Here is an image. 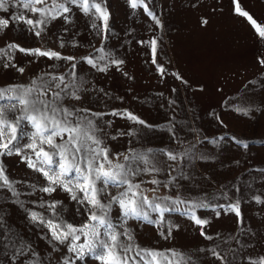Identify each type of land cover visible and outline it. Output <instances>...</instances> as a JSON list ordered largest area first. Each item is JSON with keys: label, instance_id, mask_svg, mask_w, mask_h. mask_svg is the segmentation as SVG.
Masks as SVG:
<instances>
[{"label": "rangeland", "instance_id": "rangeland-1", "mask_svg": "<svg viewBox=\"0 0 264 264\" xmlns=\"http://www.w3.org/2000/svg\"><path fill=\"white\" fill-rule=\"evenodd\" d=\"M145 2L160 20L159 27L142 8L133 9L128 0H102L109 13L102 43L101 34L91 27L94 18L75 7L68 14L69 24L63 18L50 21L37 37L27 30L28 26L12 17L23 14L37 19L39 15L24 9L18 0H10L8 10H0V19H9L8 28L0 30V49L4 50L0 52V87L29 84L45 73L66 75L71 71V62L21 53L9 49V44L75 56L76 78L84 82L81 99H65L63 104L108 113L97 124L112 162L125 163L124 156L117 154H130L129 149L136 153L151 149L157 154L155 160L161 172H141L132 178L141 185L144 195L149 198L179 195L181 199L203 200L210 205L197 209V215L208 221L204 230L212 240L201 237L198 226L184 215L185 205L165 213L162 222L157 214H151L158 221L153 226L142 220H125L119 205L113 204L109 217L115 225H122L118 231L127 228L139 248L174 250L191 257L193 264H220L208 251L213 247L225 254L231 264H249V258L259 264L260 258H264V64L261 63L264 39L256 34L246 17L236 12L233 0ZM237 3L264 26V0H237ZM47 4L50 7L52 0H47ZM203 20L207 23H202ZM95 22L102 26V22ZM153 39L157 41L155 64L150 43ZM104 52L123 63L118 67L109 64L106 71L99 72L83 59ZM4 63L9 64L7 69ZM158 66L164 69L163 73L157 71ZM21 67L23 73L17 70ZM241 108L247 109V114L238 111ZM113 111L131 112L150 127L111 115ZM129 132L133 134H124ZM160 150L177 155L188 151L189 157L168 161L159 154ZM0 167L15 181L19 193L13 197L7 190H0L3 227L17 241V247L23 243L29 253L32 250L37 253V257H23L25 264L36 258L40 264H63L73 257L64 246L56 245L54 250L47 229L31 223L25 209L53 218L48 205L58 202L56 211L67 222L81 225L87 220L83 207L59 187L50 194L39 191L47 186V181L29 169L19 156L0 157ZM171 177L175 179L165 187ZM152 179L162 183L154 185ZM117 194L118 190L110 186L101 200L107 204ZM78 195L82 197L83 193ZM229 203H239L241 223L226 207H219ZM169 226H173L171 236H167ZM161 231L165 236L160 235ZM121 240L128 243L124 237ZM135 254L134 248L131 255ZM169 257L175 264V258L170 254ZM136 260L143 264L138 256ZM0 264H9L4 251H0ZM74 264L98 262L86 257L74 260ZM156 264L169 262L157 258Z\"/></svg>", "mask_w": 264, "mask_h": 264}, {"label": "snow or ice", "instance_id": "snow-or-ice-1", "mask_svg": "<svg viewBox=\"0 0 264 264\" xmlns=\"http://www.w3.org/2000/svg\"><path fill=\"white\" fill-rule=\"evenodd\" d=\"M10 0H0V10L7 11V5ZM23 8L30 11L33 15H39V18H26L23 14L13 16L12 19L24 23L28 26L27 30L40 37L50 21L63 18L66 24L70 23L69 13L72 8H77L85 16L94 18L91 27L96 29L102 36L107 33L109 13L103 6L102 0H52L49 7L47 0H18ZM236 12L244 16L251 23L256 34L264 39V26L259 25L247 12L240 9L237 0ZM133 9L142 8L143 12L155 21L157 27L160 26V20L156 18L145 0H128ZM35 5H45L44 7H35ZM95 21L102 22L98 26ZM206 24L207 21L203 20ZM9 26V19H0V30ZM39 29V30H37ZM67 31V29H65ZM146 44L148 41H141ZM152 51V63H156L155 39L150 41ZM60 47H64L63 41ZM9 49H18L21 53L47 57L49 60H64L70 63L71 71L66 75H53L45 73L38 78H34L29 84H16L0 87V157L19 156L27 167L41 174L47 181V186L39 188V191L50 194L56 191L57 187L67 192L72 201L83 207L87 220L81 225H74L67 222L60 212L56 211L57 203L48 205L53 210V218L42 216L36 211L25 209L27 219L37 227L47 229L50 234L49 243L53 245L64 246L69 257L63 261V264H74V260H82L90 257L98 264H139L136 256L143 261V264H156L157 258L167 260L173 264L169 254L175 258V264H193L191 257L174 250H151L139 248L134 245L133 237L127 228L118 231L122 225H115L109 217L110 209L113 204L119 205L120 214L127 219L142 220L143 222L155 226L158 221L152 218L153 213L160 217L162 222L164 214L173 211L181 205H185L184 215L200 230L201 237L212 240L204 230L207 220L197 215V209H204L210 205L203 200H185L179 195L172 197L152 198L144 195L139 183L133 182V177L144 173H159L161 168L157 167L155 160L156 153L151 149L144 153H136L129 149L130 154L118 153L123 155L125 163H113L109 158L110 149L104 144L101 138L102 130L97 121L101 116L108 113L91 112L87 108L65 107V99H81L80 93L83 90V81L76 78L77 64L75 56H62L60 52L39 48L25 49L16 44H9ZM0 49V52H3ZM97 52H103V49H96ZM11 59V58H9ZM86 63L99 72H104L109 64L119 66L123 63L121 60L111 59L110 54L104 52L99 56H88L83 58ZM264 64V61H261ZM103 65V66H101ZM16 67L15 65H12ZM3 67L7 69L8 63ZM20 73L24 69H17ZM157 71L163 73L162 67H157ZM67 77H72L68 79ZM177 79H182L177 76ZM238 111L247 114V109H238ZM111 115L120 116L132 121L135 124L150 127L146 122L131 112H116ZM95 117L96 119H92ZM110 123V122H106ZM222 123V121H221ZM171 130V129H169ZM132 135L133 133H124ZM59 138V143H57ZM115 139V137H112ZM24 141H27L26 143ZM247 147L242 141H236ZM46 146V148H45ZM30 150V151H29ZM160 155L166 156L168 161H178L180 156L189 157V152L185 151L179 155L170 151L160 150ZM143 165V167H140ZM172 165L169 164V168ZM175 177H171L164 186L168 187ZM186 179V177H185ZM154 185H160L162 182L157 179L150 181ZM115 187L118 194L111 196L107 204L103 203L101 197L107 193L109 187ZM32 187L35 189L36 185ZM0 190H7L13 197H18L19 193L15 187V181L9 178L3 167H0ZM155 191V189H153ZM78 193H83L79 196ZM259 202L260 198H255ZM22 206V205H21ZM41 208L44 207L42 203ZM226 207L229 212L234 213L237 222H242L239 209V203H229L228 205H219ZM80 209L77 208L79 214ZM4 221L0 218V251L5 252V259L9 264H25L22 259L26 255L37 257V253L32 250L30 253L21 243L16 246L17 241L13 239L9 231L3 227ZM172 227L169 226L167 236H171ZM174 227H178L174 226ZM161 236H165L163 231ZM167 236L165 238H167ZM83 237V242L81 241ZM124 237L128 243L121 240ZM218 247V246H217ZM136 249L135 256L131 253ZM201 252L205 249H200ZM210 255L219 260L220 264H231L225 254L217 251L216 247L208 250ZM148 257L152 259L149 260ZM27 264H40L39 259H30ZM249 264H257L256 261L249 258ZM259 264H264V258H260Z\"/></svg>", "mask_w": 264, "mask_h": 264}, {"label": "crops", "instance_id": "crops-1", "mask_svg": "<svg viewBox=\"0 0 264 264\" xmlns=\"http://www.w3.org/2000/svg\"><path fill=\"white\" fill-rule=\"evenodd\" d=\"M255 194H257V193H255Z\"/></svg>", "mask_w": 264, "mask_h": 264}]
</instances>
